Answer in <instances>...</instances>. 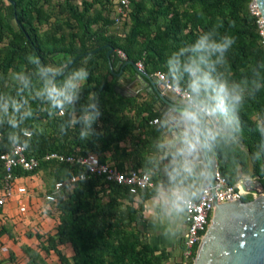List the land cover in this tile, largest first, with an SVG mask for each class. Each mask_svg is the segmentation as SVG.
I'll list each match as a JSON object with an SVG mask.
<instances>
[{"label":"trees","instance_id":"trees-1","mask_svg":"<svg viewBox=\"0 0 264 264\" xmlns=\"http://www.w3.org/2000/svg\"><path fill=\"white\" fill-rule=\"evenodd\" d=\"M12 1L14 4L0 0V95L7 94L16 100L25 98V107H31L33 116L15 130L7 122L0 124V154L12 144L8 134L16 131L28 154L40 159L39 166L31 171L13 169L16 176L35 174L53 165L56 181L66 180L72 173L83 171V167L44 161L45 153L94 154L101 162L110 163L121 171L148 172L152 186L136 194L142 201L156 195L162 177L155 172L158 161L148 155L144 147L148 140H140L141 146L132 153L121 147L120 142L138 127H151L149 122L159 116L154 109L159 99L150 94L151 101H138L137 94L121 92L119 78L124 73L131 77L135 73L132 65L124 62L141 61L147 73L162 71L173 84L191 93V78L184 65L194 53L185 51L175 67L169 61L181 48L194 45L199 35L213 33L215 28L216 32L209 35V42L219 41L223 35L233 37L235 42L225 54L224 63H216L212 68L202 67L213 78L227 81L230 88L239 85L244 98L229 113V124L219 112L211 114L213 122L206 124L208 149L216 157L219 172L229 183H236L240 174H249L250 178L262 183L264 192V132L257 124V119L264 121V38L258 17L249 10L251 0H129V25L123 41L107 33L106 26L93 27L100 19L105 25L109 21L112 23V19L107 18L112 14L111 0H82L81 8L76 0H60L61 11H66L76 23V30L69 36L58 31L59 25L45 30L40 28L48 21L43 5L49 0ZM95 5L98 7L90 14L89 10ZM110 47L113 51L107 56ZM116 49H122L127 58L120 59ZM30 55L38 57L44 66L67 65L63 73L55 77L58 84H62L70 69L87 68L89 77L75 108L79 114L88 93L98 94L103 113L94 126L98 135L88 141L79 139V125L66 134L60 131L69 116L50 115V105L33 98L42 82L37 76V65L28 61ZM16 72H25L31 80L28 88L19 94L18 83L13 79ZM199 100L214 103L203 90ZM24 129L31 133L30 137L23 135ZM209 131L217 133L214 139L209 137ZM114 155L132 156L136 161L127 167L122 162L114 163ZM169 156L178 158L177 153ZM179 164L177 161L168 167L172 174L179 169L172 184L184 180ZM5 173L0 160V181ZM70 188L71 191L62 195ZM46 191H53V186ZM101 193L107 196L105 200ZM136 194L130 193L124 184L93 175L77 181L73 187H64L55 203L59 222L55 233L48 237L45 250L51 248L57 253V264H165L170 252L141 236L138 222L143 205H133ZM251 199V195L242 197L243 201ZM60 243L71 245L73 255L70 258L57 248ZM28 257L26 264H39L35 253Z\"/></svg>","mask_w":264,"mask_h":264},{"label":"clouds","instance_id":"clouds-1","mask_svg":"<svg viewBox=\"0 0 264 264\" xmlns=\"http://www.w3.org/2000/svg\"><path fill=\"white\" fill-rule=\"evenodd\" d=\"M215 32L216 29L214 28L213 33L199 35L194 45L181 48L179 52L173 54L172 59L169 61L175 67L180 62L179 57L185 51L194 53L193 56L188 57L184 68L190 74L191 83L189 87L191 93L195 94L194 97L190 94L189 99L192 102V107H195L197 111L193 112L190 109H185L183 116L187 121L199 123L200 111L210 114L219 112L226 118L225 123L229 124L231 123L227 119L229 113L239 106L244 98L243 90L239 88V85L234 84L230 88L227 81H219L213 78L210 72L204 71V67H202L212 68L216 63H224L226 60L225 54L235 42L234 38L229 35L221 36L219 41L209 42V35ZM213 56L216 57L215 60L212 59ZM28 61L33 65H37V76L42 82V86L35 90L33 98H40L42 101L47 102L50 105V115L69 116L67 123L60 126V131L66 134L69 129H76L79 125V139L88 141L98 135L94 126L103 115L99 107L100 98L98 94L96 92L88 93L85 103L80 106L79 114H77L75 108L76 103L81 99L83 86L89 77L87 68L82 66L70 69L62 84H58L55 77L63 73L67 67L66 64L44 66L38 57L31 55L28 57ZM49 73H51V76H49ZM13 76L18 83V94L28 88L31 83L25 72H16L13 73ZM257 87H260V85H257ZM202 90L209 93V100L214 103L207 104L199 100ZM26 104L27 100L25 98L16 100L7 94L0 95V114H2L0 115V124L7 122L13 130L18 129L20 123L33 116L31 107L26 108ZM257 124L260 126V130L264 132V121L257 120ZM22 131L24 136H31L27 129ZM208 135L214 139L217 133L209 131ZM8 139L13 145L20 144V134L16 131L10 132ZM187 143L190 148L195 146L192 141H187ZM183 170L190 172L187 166ZM177 174H179V169L176 170L172 178L175 179ZM172 196V208L177 212L182 211L183 204L187 203L184 195L177 189L173 191Z\"/></svg>","mask_w":264,"mask_h":264},{"label":"built area","instance_id":"built-area-1","mask_svg":"<svg viewBox=\"0 0 264 264\" xmlns=\"http://www.w3.org/2000/svg\"><path fill=\"white\" fill-rule=\"evenodd\" d=\"M111 8L112 24L118 29L119 36L124 37L129 25L130 2L129 0H111ZM249 10L258 17L257 23L260 27V33H264L263 24L253 0L249 2ZM262 36L264 38V34ZM116 53L122 60L127 58L122 49H116ZM135 64L138 68L143 69V64L140 61H137ZM150 75L156 79L162 94L167 96V93H173L178 99L186 100L189 105H192L189 99L191 93L187 88H181L173 84L170 78L162 71H156ZM158 120V118H154L151 122L157 123ZM0 160L6 171L0 181V217H2L4 208L13 201L15 202L17 213L27 214L31 209L30 193L28 192L24 178L29 177V175L16 176L12 171L16 168L31 171L39 166L40 159L28 154L26 146L20 143L19 145L11 144L7 151L0 154ZM42 160L83 167V171L72 173L66 180L56 181L53 185V191H44L42 193V199L46 203H56L57 194L64 187L68 185L73 187L77 181L84 180L89 175L101 176L107 181H116L124 184L128 186L129 192L132 194H136L140 189L152 186V180L148 172L140 169L127 172L121 171L110 163L101 162L94 154H66L51 151L45 153ZM244 195L256 197L258 193L252 189H248L244 185L243 179L238 180L236 183H229L219 172L218 166L213 172L212 184H202L195 196L190 197L184 195L187 203L183 204L185 229L182 234L180 264L194 263L198 244L210 224L211 210L214 202L220 204L234 200H242ZM7 251L8 247L0 243V252Z\"/></svg>","mask_w":264,"mask_h":264},{"label":"crops","instance_id":"crops-1","mask_svg":"<svg viewBox=\"0 0 264 264\" xmlns=\"http://www.w3.org/2000/svg\"><path fill=\"white\" fill-rule=\"evenodd\" d=\"M132 79L140 83L141 87L145 89L146 95H155L150 86L142 81L139 77H137L135 73L133 74ZM121 92L124 94L135 95L137 90L136 92L134 91V94L128 91ZM167 96L172 100L181 101V99H178L173 93H167ZM162 108L163 102L159 99L154 108L159 114V116H156L157 118H159V121L157 123L149 122V125H151L150 128H136L132 135L127 136L125 140L120 142V146L125 147L127 151H130L132 153V151L141 146L139 144L140 140H148L147 145H145L144 147L146 148L148 155H152L154 159L158 161V166L155 168V172L162 177V180L158 185L156 195L142 201L139 195L136 194L134 196L133 205L135 207L140 204L143 205L142 217L138 222V228L140 230L142 238L148 241L150 244L158 245L160 248H164L166 251H169L170 256L166 261L168 262L171 255L175 253H179V256L181 257L182 234L185 229L184 210L177 212L172 208V193L174 190L179 189L185 196H194L200 188V185L205 183L207 174L205 165L204 168L202 165L200 166V168H196L194 165L195 168L191 169L190 165L184 162L180 153L182 149V147L180 146V141L176 138L175 132L172 131L173 126H171L170 121H168V124L165 122V118L161 113V111L163 110ZM204 114V127L207 137L206 124L213 122V119L210 113L204 112ZM162 124L164 127L161 128ZM197 124L198 123L196 121L185 120L186 130H188L189 132L188 136H191L190 138L193 141H195L199 136V131L196 126ZM190 138L188 137L187 139L189 140ZM172 153H177L178 158L169 156ZM117 156L114 155V163L122 162L127 167L131 166L132 163L136 161L132 156H128L126 158H120ZM193 160L189 161V163L191 164ZM177 161H179V165L183 169L185 166H187L190 169V172H186L183 170V182H180L179 184H172L171 180L173 174L169 172L168 167H171L170 165L176 163ZM35 174L31 176L29 175V177L24 178V180L29 179L30 177L33 178ZM240 179L254 180V178L246 177L244 175L242 176V174H240L239 180ZM31 196L32 194L30 193V197ZM37 199L38 198L35 199L34 197V200L30 202L31 209L27 214L17 213L14 201L8 204L3 210L2 217H0V224L1 222H3V219L5 217L14 218V222H19L21 220L20 215L24 216L32 214L34 212L33 205H36V202H38ZM42 201L44 202L43 199ZM43 202H41V204ZM12 209L14 210L13 213L10 212L12 211ZM54 233H51L50 235H53ZM14 239H16L15 243L13 242V239H4L2 235L0 236V243L3 245L5 244L8 247L7 252H0V264H26L28 262V254L22 250L21 244L28 243L30 245V241L36 239L35 236H32L31 238H25L22 234L16 233ZM61 245L63 247L66 246V249H70V253L66 254V256L70 258L73 255V249L71 245L69 243H60L57 245V248L60 249ZM10 250L13 252V255H15V261L9 259V253L11 252ZM47 252L50 253V257L46 256ZM38 254V261H40L42 264H57L59 262L57 253L51 248L49 250H38Z\"/></svg>","mask_w":264,"mask_h":264},{"label":"water","instance_id":"water-1","mask_svg":"<svg viewBox=\"0 0 264 264\" xmlns=\"http://www.w3.org/2000/svg\"><path fill=\"white\" fill-rule=\"evenodd\" d=\"M8 1L14 4V1ZM253 1L264 28V0ZM112 51L113 48L110 47L107 56ZM124 64H131L135 75L147 83L155 95L162 100V116L167 124L170 121L173 126L172 131L175 132L182 147L180 153L184 162L189 164L191 169L200 168L201 165L204 168L205 165L207 174L205 183L212 184L217 161L208 149L204 112H199V123L196 125L199 138L193 141L191 136H188L183 113L185 109L193 112L197 109L189 105L186 100H172L162 94L156 79L144 69L138 68L133 61L127 60ZM187 141H192L195 146L190 148ZM191 160L193 162L190 164ZM243 181L248 189L256 191L258 195L249 201L234 200L220 204L214 202L210 224L198 244L193 264H264L263 185L258 180L244 179Z\"/></svg>","mask_w":264,"mask_h":264},{"label":"rangeland","instance_id":"rangeland-1","mask_svg":"<svg viewBox=\"0 0 264 264\" xmlns=\"http://www.w3.org/2000/svg\"><path fill=\"white\" fill-rule=\"evenodd\" d=\"M81 1L82 0L75 1L79 8L82 7ZM61 3L62 2L60 0H49V2L43 5V8L46 14L48 15V21L41 25L40 28L42 30H45L59 25L60 30L58 31H64L65 35L69 36L76 30V23L66 11H61ZM96 7H98V5H95L94 8H91L89 10V13L92 14ZM103 14H105L104 9ZM111 15L107 16L109 20L111 19ZM99 26H106L107 33L114 35L122 41L124 40V37L119 36L120 34L118 29L114 27L113 24L110 23V21L105 25V23H103V20L100 19L93 27L97 28ZM51 65L55 66L56 64ZM131 80L133 79L130 75H128V73H124L123 76L119 78L118 85L121 91H128L134 94V91L136 92L137 90L136 94L138 95V101H151V97L149 95H146L145 89L141 87L140 83H138V81ZM128 114L131 115L132 111ZM55 172V166L49 165L36 172L33 178L30 177L29 179H25L26 185L28 187V192L32 194V196L30 197V202L34 200V197L35 199L38 198V202H36V205H33L34 212L29 215H20L21 220L19 222H14V218L5 217L3 219V222H1L0 224V236L2 235L4 239H13L14 243L16 242V239H14L16 233L22 234L25 238H31L32 236H35L36 239L30 241V245L28 243L21 244L22 250L28 255L30 253H35V255H37L38 257V250H45L44 247L48 246V237L51 233L55 232L56 226L59 222V210L57 209L55 203H46L42 201L43 191L49 190L53 186L54 182L57 180ZM31 175L33 174H30V176ZM243 175L246 177H252L249 174H242V176ZM69 191H71V188L65 190L62 195L65 196V194ZM106 198L107 196L102 194V200H105ZM41 202L43 203L41 204ZM10 212L13 213L14 210L12 209V211ZM60 250L64 255L70 253V249H66V246L63 247L61 245ZM46 256L50 257V253L47 252ZM9 259L15 261V255H13L12 251L9 253ZM180 260L181 257L179 256V253H175L171 255L169 261L165 264H180ZM37 263L42 264L40 261H38Z\"/></svg>","mask_w":264,"mask_h":264}]
</instances>
